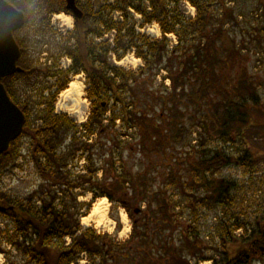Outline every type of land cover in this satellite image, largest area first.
Returning a JSON list of instances; mask_svg holds the SVG:
<instances>
[{"label": "trees", "instance_id": "16d2710c", "mask_svg": "<svg viewBox=\"0 0 264 264\" xmlns=\"http://www.w3.org/2000/svg\"><path fill=\"white\" fill-rule=\"evenodd\" d=\"M150 1H152L151 7L147 5V0H137L136 4L132 0H116L114 4L100 7L99 12L92 11L90 17L85 13L83 19H76L75 28L69 33L77 39L73 44L75 46L64 48L67 50L66 55L73 59V64L65 72L49 71V76L56 73L59 75V80L56 82L57 91L49 100L41 102L42 106L46 105L35 117L32 114L31 102H22L15 97L17 92L15 85L18 79L25 78L28 81L31 72L34 73L25 60L27 40L18 41L21 50L18 65L24 71L4 78L3 83L10 98L24 112L26 122L22 134L11 143L9 150L0 153V172L15 165L21 154L18 149L19 140L26 136L30 139L31 157L43 182L38 190L30 193L24 200L0 191V204L14 209L7 212L0 211V216L13 222L16 232L14 236H10L0 229V238L7 236L9 243L26 257L29 256L30 261L34 260L35 264H70L82 253L92 258V264L96 255L102 257V264H111L109 254L125 249L123 245L126 243L121 244L111 240L108 235H99L91 228L82 229L80 213L85 204L78 203L81 194L76 191L78 189L83 193L92 191L94 199L108 197L112 202H119L132 217L126 196L119 195V191L116 192L132 180V175L123 171L118 173L122 174L119 176L122 179L120 181L112 179L109 184L103 183V180L99 181L98 171L103 169V173H107L110 165L114 166L115 155L112 154L109 159L101 155L103 163L98 165L94 160L92 148L95 144L97 147L100 146L101 142L94 144L83 141L77 137V133L83 132L85 137L95 133L99 135L114 128L117 121H120L126 131L132 132L145 127L151 128L153 133L160 135V129L147 122L148 119L153 120L149 116L150 113L157 114L158 104L146 103L148 99L144 100V97H141L145 94L152 99L156 89L155 83L159 79H161L160 86L168 80L170 82L169 87L164 86L167 90L166 96L158 97L165 109L170 106L168 113H173V108L177 107L176 98L187 101L196 110L197 114L192 115L191 120L193 126L199 129L196 131L198 145H193L192 140L187 141L191 150H195L196 153L195 164H190L189 169L194 175L202 176V179L193 182L195 185L201 184L205 188L208 181L207 174H215L232 164L254 168L261 163L260 160H255L250 150H246L241 155L231 156L220 148H210V143L213 141L227 144L235 143L237 139H246L249 142L248 139L252 140L255 136L248 132L251 128L258 127L262 120L252 108V106H258L260 102L256 94H251V80H246L245 84H242L249 94L246 97H244L242 85L239 88L234 87V90L231 89V83L226 88L218 86L220 75L218 76L216 68L218 64H221L223 57L217 53L218 49L214 51L215 39L217 42L223 37L222 28L225 21L239 24L238 17L227 8L222 11L221 19H217L198 0H188L197 8V15L187 18L179 11L181 0H166L163 4H159L160 0ZM130 8H134L142 15L143 21L140 27L151 25L156 21L163 32L162 38L151 40L137 31L135 22L130 25L131 17L128 12ZM115 12L122 13V18L115 20L113 16ZM214 20L218 21L217 29H215ZM257 29L260 32L261 28ZM108 32L115 34L114 43L109 40L97 42V38L104 37ZM168 35L176 37L175 46L170 45ZM89 36H91V44L94 42L95 44H87ZM221 48L231 51L226 45H222ZM245 48L247 46L242 44L239 49L241 53L237 52L236 55H242ZM131 50L144 61L143 67L138 70H125L111 62L112 56L121 61ZM82 71L87 75L86 92L92 103L88 122L78 128L68 115L56 114L54 105L58 93L67 87L70 74H80ZM163 71L166 72L165 75L162 74ZM211 92L216 93L219 96L218 99L210 97ZM157 115L163 116L162 119L167 117L164 111ZM172 126L171 132L174 138L184 139L183 132L186 126L179 123V119L175 116ZM192 133L189 130L190 136ZM71 134L73 135L70 141L72 146L59 151L63 146V140ZM80 152L82 153L78 156ZM261 157L264 159V155ZM76 158L87 160V166L84 167L86 175L74 176L68 169ZM174 165L171 175L176 173ZM212 184V191L217 193V197H213V204L215 206L224 204L222 201L230 196L229 192L233 188L231 189L230 183L225 179L214 181ZM180 186L182 190L185 189L183 185L180 184ZM34 200L40 202L41 206H35ZM158 202L161 205V213L168 214V211L165 212L168 210L167 204L165 202L162 204L160 199ZM247 224L239 220L219 224L220 244L212 245V249L215 251L216 248L223 247L228 251L229 256H240L247 252L246 248L250 246L244 240L246 238H243L242 243H238L240 238L237 239L234 234L237 229ZM257 224L264 232V220L257 221ZM135 232H137L136 227ZM197 234L196 231L193 238L190 234L186 235L181 247L184 250L181 249V253L186 251L195 256L199 249L196 247L200 238ZM67 237L71 239L70 244H67ZM195 237L196 244L192 241ZM107 238L110 239L109 242L106 241ZM165 253L169 256L175 255V251L169 246H165ZM211 258L215 260L214 264H220L215 259V255Z\"/></svg>", "mask_w": 264, "mask_h": 264}, {"label": "rangeland", "instance_id": "374dc122", "mask_svg": "<svg viewBox=\"0 0 264 264\" xmlns=\"http://www.w3.org/2000/svg\"><path fill=\"white\" fill-rule=\"evenodd\" d=\"M198 1L204 4V7L208 9V12L217 19H221L222 11L227 8L232 10L238 17L239 24L228 20L225 21L222 28L224 31L223 37L217 42L215 39L216 49L214 51L216 52L218 49L219 51H217V53L221 54L223 57L221 64H218V67L216 68L218 76L220 75V77H218L220 82L218 86L220 88H226L229 83H231L232 87H229L234 90V87L237 86V88H239L242 84H245L246 80H251V94H256L260 102L258 106H252V108L255 110V114L262 118L259 126L251 128L248 132V134H254L253 136H255L252 140L248 139L249 142H247L246 139H237L235 143L223 144L217 141L210 143V148H220L224 150L226 154L231 156L241 155L244 154L243 152L246 150H250L252 154H254L255 160L261 161V163L255 165L254 168H244L232 164L220 169L215 174H207L211 191L213 188L212 183L217 180L219 181L220 179L227 180L230 183L229 186L231 189L233 188V190L229 192L230 196L222 201L224 204H217L216 206L213 204V197H217V193L212 191L210 194L211 206H209L207 210L200 211L202 217H199V220L197 221L200 226L197 234L200 237L199 244H203L204 239L206 240V236L209 235V242H211L213 246H216L220 244L219 224L225 221H244L251 227L248 228L250 231L253 226L256 227L257 218L264 216V159L261 157L264 155V0ZM132 2L134 4L138 3L137 0H132ZM97 4L98 8L102 7L104 1L97 0ZM36 8L38 9L39 7ZM132 9L134 10V8ZM133 10L129 9L128 11L131 17L129 24L131 25L135 22L136 29L139 33L145 35L151 40H160L163 36L160 25L154 21L151 25L140 27L143 21L141 18L143 17ZM179 11L187 18H192L197 15V8L188 0L179 1ZM113 16H116L115 19H120L123 14L115 12ZM62 17L70 18L69 16L62 14L56 19L58 20L55 21L57 22L56 26L61 30L57 33L59 35L52 34L49 30L50 27L44 29L40 33H36V28L34 26L42 25L37 21V19H40L38 18V14H35L32 18L31 24L28 25V28L26 29V34H18V36H22L27 40L25 60H27L26 62L29 69L34 73L31 72L28 81L25 80V78L18 79L15 85L17 90L15 97L22 102H31L32 114L34 117L37 116L39 110L46 105L42 106L41 102L47 99L49 100L57 91V81L53 76H56L58 73L49 76V71L65 72L71 63V57L67 55L70 57L67 59V50L64 48L70 46L67 42L71 43L73 38L77 41L75 36L69 34L74 30V19L72 18L71 23H68L65 18ZM214 21L215 29H217L218 21ZM44 25L47 26L48 24L45 22ZM258 27L261 28L260 32L257 31ZM65 31H67V34L69 35H66ZM112 35L114 34L111 32L106 34V36H109L108 40L111 42H113V40H111L113 39ZM171 36L172 35L168 36V38H170V45L175 46V40L172 38L175 36ZM64 37H66V41H64ZM103 38L104 37L100 38V40ZM242 44H245L247 48L243 49L242 55H236L237 52H240L239 49H241ZM222 45L230 47L231 51L228 52L224 49L222 50ZM133 53V50H131L121 61L116 60L117 63L114 61L115 57L112 56L113 59L111 62L116 66L123 67L125 70H138L142 67L144 62L143 60H139V58L136 55H133ZM51 56H53V59ZM122 61H124V63H120ZM162 74L165 75L166 72L163 71ZM75 81L84 82L86 87L77 111L71 112L67 110L68 108L74 107L76 101L66 98L62 96V94L69 89L70 84ZM160 83L161 79L155 83L154 87L156 89L154 88L155 91L152 94V99L148 98L149 95H141V97H144V100L148 99L146 103L158 104L156 106L157 114L161 111L166 113L167 117L165 119H162L163 116L161 115L158 117L157 114L150 113L149 116H151L150 118L153 120L148 119L147 121L149 125L153 127L157 126L158 129H160V135L153 133L151 128L145 127L141 130H132V132L131 130L126 131L123 123L117 121L114 128H111L109 131H105L102 134L95 135L97 138L92 136L94 141L97 140L95 143L101 142V145L98 147L97 144L94 143L95 146L92 148L94 160L98 165H102L103 163V160H101L100 157L101 155H105L104 158L109 159L111 158V155L114 154L116 158L114 159V166L113 164L112 167L110 165L107 173H103V169L99 170L97 177L99 181L103 180V183L107 182V184H109L112 179H119V181L122 180L121 177H119L122 174L118 173H122L123 171H126L127 174L130 173L132 175V180H129L124 188L122 187V189L116 190V192L119 191V195L126 196L132 213H134V210L140 211L146 204L145 202H149L151 204L149 213L152 215V220H158L157 224L164 220L163 224H165L166 227H164L163 232L166 236L170 234L171 236L176 237L174 244H170V248L177 254L174 255L175 257H171L162 251L161 247L158 246L161 243V240L157 235L150 241V243H147L148 252L145 253V258L139 257L138 261L142 260L143 262H147L145 264H200V261L198 262V260H194L199 253L204 256L203 251L205 250L198 249L195 256L186 251L181 253V249L184 250L181 248L183 247L182 242L186 239L185 230L179 231L180 225L178 223L177 225L171 224L172 219L169 217V213L161 215L159 211L156 210V207L152 205L153 199L146 198L148 192H152L153 190L165 191L167 189L166 187H163L164 184L160 181L165 180L167 176L170 175L174 164L177 165L175 175L180 177L179 184L183 185V188H185L182 190L180 186V189L182 190L181 192L187 193L188 190H190L196 192L195 194H200L204 197L209 195L204 188L198 187L193 183L199 178L196 179L195 176L197 175L191 173V170L189 169L190 164H195L196 153L195 150H191L187 141L192 140L193 145H198V143H196V136L189 135V130L191 132H193V130H198V128L193 126L191 120L192 115L197 114L196 110L187 101L176 98L177 107L173 108V113H168L170 106L168 109H165V106H163L158 97L161 95L166 96L167 90L164 86L169 87L170 82H164V85L161 86ZM87 88L88 85L83 73L69 76L67 87L58 93L54 105V111L56 114L68 115L69 119L73 120L78 128L87 123L89 118L88 114L91 112V102L87 99ZM242 88L244 90V97L249 96L248 91L243 85ZM210 97L218 99L219 96L216 93L211 92ZM156 98L157 100H155ZM111 106L112 105H110V107ZM180 109L182 111H178ZM181 112H183V115H181ZM174 116L179 119V123H183L186 126V130L183 132V135L185 136L184 139L174 138L173 133L171 132ZM122 133L124 135H122ZM72 136L73 135L71 134L67 139L63 140V146L59 151H64L65 148H70L72 146L70 143L73 138ZM85 136L86 135L83 132L77 133V137H80L83 141L85 140ZM18 149L21 154L16 160L15 165L0 172V191L4 194L6 193L12 197L24 200L30 195V193L38 190L39 185L43 182V178L32 160L29 137L25 136L20 138ZM81 153L82 152H80L78 156ZM86 166L87 160L85 158H76L71 162L68 169L72 171L74 176H83L86 175V172H84L86 170L84 167ZM143 180H149L148 182H150L151 186L150 184L146 186L145 183H143ZM151 187L153 189H151ZM76 192L81 194L78 198V203L85 204L80 213L82 215V217H80L82 229H94L97 234L108 235L111 240L124 244L126 241L127 229L126 224L122 222L123 213L127 216L128 228H131V232L134 230V220L129 217V212L122 208L119 202H112L108 197H100L99 199L106 198L107 201V221L103 222L100 227H96V223L94 222H90L89 225H86L83 222V217H86L91 213L96 199H94V193L92 191H86L83 193L78 189ZM181 199H186L187 201L186 197H181ZM176 200L177 202L180 201L179 198H176ZM57 203L59 204V201H57ZM34 204L37 207L41 206V203L37 200H34ZM88 204H90V207H88ZM166 211L167 210H165V212ZM185 216L188 218L185 222L186 224L190 219L188 211H186ZM136 217L139 219L142 215ZM143 218H147L146 215H143ZM184 221L185 217L181 219V222ZM0 229L7 232L10 236L16 234L13 222L8 221L1 216ZM237 230L234 232L236 236L239 234V231L237 232ZM109 238H107L108 240L106 239L107 242H109ZM70 241L71 239H68V242ZM192 241L196 244V240L192 239ZM238 243L241 242L238 241ZM141 244L144 243H141V239H137L136 242H134V248H140ZM104 245H106L105 242ZM124 247L126 246L123 245V249ZM196 247L199 248V245H196ZM221 248L222 250H220ZM221 248H216L215 251L212 248L210 251L208 248V253H212L213 257L214 255L216 258L220 257L222 260L225 248ZM107 251L109 252V249ZM129 253V249H127V251L126 249L121 252L117 251L113 254L115 255L114 259L112 258L111 253L109 254V262L114 264H140V262L131 261V259L126 256V254ZM177 256L181 259L177 258ZM28 258L30 257H26L25 254L16 250L14 246L9 243L7 236H2L0 238V264H35L33 263L34 260L32 262ZM94 259V264L102 263V257L100 255H96ZM212 262L213 261L208 262L207 264H212ZM70 264H92V258L90 256L88 257L87 254L82 253L72 260ZM250 264H264V258L261 261H253Z\"/></svg>", "mask_w": 264, "mask_h": 264}, {"label": "flooded vegetation", "instance_id": "af4514ba", "mask_svg": "<svg viewBox=\"0 0 264 264\" xmlns=\"http://www.w3.org/2000/svg\"><path fill=\"white\" fill-rule=\"evenodd\" d=\"M2 1V0H0ZM8 2L10 5H12L15 9L23 13L25 17V23L24 25L15 30L13 34H26V29L28 28V25L31 24V20L34 17L35 14H38L37 19L38 23H41L42 25L34 26L36 28V33L37 32H42L44 29L49 28V30L52 32V34H57L59 31L57 28V22L56 19H58L62 14L64 15H70L74 19L75 23V18L77 17V13L68 8V0H3ZM104 4L103 5H110L114 4L116 0H103ZM147 4L151 7L152 1L147 0ZM166 0H160V3H164ZM75 6L82 12V17L79 19L84 18V14L87 13L89 15L92 11L99 12L100 7L98 8L97 0H74ZM39 7L38 9L36 7ZM78 18V17H77ZM92 19V18H91ZM47 23L48 27L44 25V23ZM69 35V34H66ZM106 36V35H105ZM102 40H108L109 36H106ZM91 36L87 38V44L88 45H93L91 44ZM25 38L22 36H18V40L23 42ZM97 42H101L100 38L96 39ZM112 40V39H111ZM25 41V40H24ZM64 41H66V37H64ZM76 43V40L73 38L72 42L69 43L70 46H75L73 44ZM67 59L69 57L66 55ZM53 59V56H51ZM71 59L70 65L73 64V59ZM54 63V62H53ZM62 69V67H61ZM83 75H85L86 78V73L84 71ZM55 77V80H59V75L53 76ZM176 169V166H174ZM197 178H201L202 176H195ZM149 180H144L145 185H149L150 182ZM164 181V183H163ZM163 181H160L162 184H164L163 187H166L167 189L164 190H153L152 192H148L146 195V198L153 199L152 205L156 207V210L159 211L161 215H164L161 213V205L158 202V198L161 200H164L161 202L162 204L165 202L167 204L168 212H169V217H171V224H176L177 223L180 225L179 226V231L180 230H185V235L190 234L193 238L195 236V232L199 231V223L197 222L199 220V217H202L200 214V211L207 210L209 206H211V199H210V194H211V187L209 186V180L207 181L205 188L203 185H197L198 187L204 188V190L209 194L208 196H203L200 194H195L196 192L188 190V192H181L180 189V177L178 175H168L167 178ZM151 186V184H150ZM162 187V189H163ZM229 186H227L228 188ZM151 189H153L151 187ZM187 198L186 199H181ZM176 198H179V202H177ZM204 199V200H203ZM189 202V203H188ZM146 204L142 207L140 211L134 210L133 213V220H134V227L137 228V232L129 237L128 242L126 244V251L127 249L130 250L129 254H126V256L131 259V261L135 262H140V264H145L147 262H143L142 260L138 261L139 257H144L145 258V253L148 252L147 249V243H150L151 240L154 239L155 236L158 235L159 239L161 240V243L158 245L161 247L162 251H164L165 246H169L170 244H174V241L176 240L175 236H171L170 234L166 236V234L163 232L165 224H163L164 220L160 221V223L157 224V221L154 219L152 220V215L149 213V209L151 208V204L149 202H145ZM186 211L190 214L188 222L185 224L186 220L188 219L186 215ZM142 215L141 218H137L136 216ZM143 215L147 218H143ZM185 217V221L181 222V219ZM264 220V216L258 217L257 221ZM202 222V221H201ZM141 224V225H140ZM157 224V225H156ZM167 224V223H166ZM182 226V227H181ZM248 228H251L249 224L245 227H240L237 232L239 231V234L237 236L240 238L239 242L242 243L243 238L245 237L246 243L249 244L250 248L247 249V252L242 253L240 256H229L227 250L224 249L223 251V258L222 260L220 257H217L220 264H250L253 261H261L264 258V251L262 250L264 248V232L259 228L258 224H256V227L253 226V230L251 229L250 231ZM249 231V232H248ZM247 235H246V234ZM246 235V236H245ZM186 237V236H185ZM137 239H141V247L140 248H134V242H136ZM182 239V236H181ZM202 239V238H201ZM196 240V237L195 239ZM203 241V240H202ZM210 241V236H206V240L204 239L203 244L200 243V238L198 241L199 249H204V256L202 254H198V256L195 258L194 261H197L200 264H207L208 262H212V264L215 263V260L212 259V253H208V251L212 250L211 246L212 243ZM197 243V240H196ZM209 248V250H208ZM154 250V249H153ZM176 254V253H175ZM129 255V256H128ZM177 255V254H176ZM181 255V254H180ZM113 258V254H111ZM160 256V254H159ZM177 258H180L177 256ZM114 259V258H113ZM112 259V261H113ZM181 259V258H180ZM111 264H113L111 262ZM139 264V263H137Z\"/></svg>", "mask_w": 264, "mask_h": 264}, {"label": "water", "instance_id": "95a60500", "mask_svg": "<svg viewBox=\"0 0 264 264\" xmlns=\"http://www.w3.org/2000/svg\"><path fill=\"white\" fill-rule=\"evenodd\" d=\"M68 8L74 10L78 17H82V12L75 6L74 0H68ZM24 23L23 13L8 2L0 1V153L9 150L11 143L22 134L26 122L24 112L12 101L3 83L4 78L24 71L17 65L20 47L13 34ZM13 210L12 207L0 204L2 212Z\"/></svg>", "mask_w": 264, "mask_h": 264}, {"label": "bare ground", "instance_id": "6f19581e", "mask_svg": "<svg viewBox=\"0 0 264 264\" xmlns=\"http://www.w3.org/2000/svg\"><path fill=\"white\" fill-rule=\"evenodd\" d=\"M62 18H65V17H62ZM65 20L68 23H71L72 18H65ZM124 61H122L120 63H124ZM85 87L86 86H85L84 82L75 81V82H72L70 84L69 89H67L62 94V96L76 101V104L74 105V107L68 108L67 111H71V112L77 111V109L80 105V100H81L82 96L84 95ZM107 213H108V205H107L106 198L98 199V200H96L91 213L88 216L83 217V222L86 225H89L90 222H94V223H96V227H100L103 224V222L107 221ZM122 222L124 224H126V229H127L126 233H129L131 228H128L129 227L128 226V219H127L126 214H124V213L122 214Z\"/></svg>", "mask_w": 264, "mask_h": 264}]
</instances>
